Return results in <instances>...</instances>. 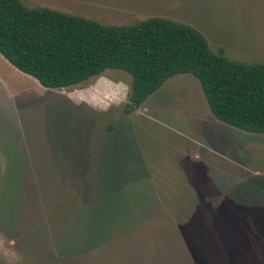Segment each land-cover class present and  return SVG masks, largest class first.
I'll list each match as a JSON object with an SVG mask.
<instances>
[{"label": "rangeland", "instance_id": "1", "mask_svg": "<svg viewBox=\"0 0 264 264\" xmlns=\"http://www.w3.org/2000/svg\"><path fill=\"white\" fill-rule=\"evenodd\" d=\"M102 23L190 24L264 62V0H23ZM132 76L47 88L0 54V264H264V133L178 74L127 113Z\"/></svg>", "mask_w": 264, "mask_h": 264}, {"label": "trees", "instance_id": "2", "mask_svg": "<svg viewBox=\"0 0 264 264\" xmlns=\"http://www.w3.org/2000/svg\"><path fill=\"white\" fill-rule=\"evenodd\" d=\"M0 54L47 88L88 82L107 70L132 76L124 111L131 113L166 81L189 73L213 115L264 133V62L215 51L196 27L163 16L107 24L23 0H0Z\"/></svg>", "mask_w": 264, "mask_h": 264}, {"label": "crops", "instance_id": "3", "mask_svg": "<svg viewBox=\"0 0 264 264\" xmlns=\"http://www.w3.org/2000/svg\"><path fill=\"white\" fill-rule=\"evenodd\" d=\"M56 9V8H55Z\"/></svg>", "mask_w": 264, "mask_h": 264}]
</instances>
